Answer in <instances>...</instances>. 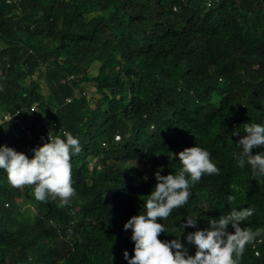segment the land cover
<instances>
[{
  "label": "trees",
  "instance_id": "obj_1",
  "mask_svg": "<svg viewBox=\"0 0 264 264\" xmlns=\"http://www.w3.org/2000/svg\"><path fill=\"white\" fill-rule=\"evenodd\" d=\"M17 112L0 121V146L32 158L66 130L82 151L64 207L0 169V264H128L124 224L143 214L155 173H178L173 154L193 146L220 173L157 221L159 239L181 236L194 255L187 233L230 211L232 185L238 206L255 208L241 227L264 229V176L238 166L236 144L245 123L264 126V0H0V120ZM190 215L196 227L180 228ZM239 264H264V231Z\"/></svg>",
  "mask_w": 264,
  "mask_h": 264
},
{
  "label": "clouds",
  "instance_id": "obj_2",
  "mask_svg": "<svg viewBox=\"0 0 264 264\" xmlns=\"http://www.w3.org/2000/svg\"><path fill=\"white\" fill-rule=\"evenodd\" d=\"M61 131L63 138L49 131L47 141L32 149V158L12 147L0 146V169L7 173L8 183L13 188H31L37 201L47 202L51 197L59 200V207H64L76 195L71 161L82 148L80 140L70 131ZM243 131L244 135L236 143L242 149L237 157L238 166L243 168L247 163L253 177L264 176V152L253 154L252 151L264 146V126L245 123ZM233 135L240 133L233 132ZM176 155L182 165L178 173L161 175L158 170L154 190L142 196L143 214L132 216L124 224V230L131 229L134 242V255L129 258L128 252L124 251V259L128 264H239L246 246L252 244L264 229L252 231L241 227L242 222L254 215L255 208L238 206V195L242 193L236 185L231 186L233 194L226 197L232 206L227 214L210 219L208 229L187 233L188 245L195 246L194 255L189 254L181 236L171 241L159 239L166 229L157 221L166 220L174 210L183 208L191 196L190 187L203 176L220 173L211 154L200 146L185 148L173 154ZM197 219L188 216L180 228H195ZM229 226L234 231L230 232Z\"/></svg>",
  "mask_w": 264,
  "mask_h": 264
},
{
  "label": "rangeland",
  "instance_id": "obj_3",
  "mask_svg": "<svg viewBox=\"0 0 264 264\" xmlns=\"http://www.w3.org/2000/svg\"><path fill=\"white\" fill-rule=\"evenodd\" d=\"M23 207V211L30 212L32 215L36 214L35 206L31 202H28Z\"/></svg>",
  "mask_w": 264,
  "mask_h": 264
},
{
  "label": "built area",
  "instance_id": "obj_4",
  "mask_svg": "<svg viewBox=\"0 0 264 264\" xmlns=\"http://www.w3.org/2000/svg\"><path fill=\"white\" fill-rule=\"evenodd\" d=\"M18 114H19L18 112L14 116L6 114V115L3 116V118L0 121L2 122L3 120H11L14 117L18 120ZM256 254H259L258 250H257Z\"/></svg>",
  "mask_w": 264,
  "mask_h": 264
}]
</instances>
